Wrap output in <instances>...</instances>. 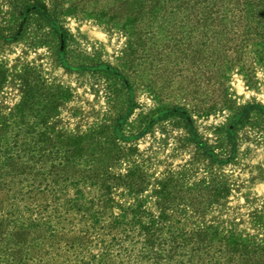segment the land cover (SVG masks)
Segmentation results:
<instances>
[{"label": "rangeland", "instance_id": "374dc122", "mask_svg": "<svg viewBox=\"0 0 264 264\" xmlns=\"http://www.w3.org/2000/svg\"><path fill=\"white\" fill-rule=\"evenodd\" d=\"M152 4L0 0V144L24 182L11 194L27 191L13 199V224L70 208L66 227L85 234L35 264H123L128 244L149 242L169 264H198L204 242L218 255L231 238L264 248V124L252 114L233 158L227 137L239 108L264 105V47L243 41L202 64L198 18L155 26ZM183 114L224 164L201 156ZM62 160L90 169L54 167Z\"/></svg>", "mask_w": 264, "mask_h": 264}, {"label": "trees", "instance_id": "16d2710c", "mask_svg": "<svg viewBox=\"0 0 264 264\" xmlns=\"http://www.w3.org/2000/svg\"><path fill=\"white\" fill-rule=\"evenodd\" d=\"M178 2L180 0H153L154 24L157 26L156 23L159 24L163 19H167V16L171 18V15L174 17L183 13L198 18V31L202 36L203 43L202 49L198 53L202 64L213 59H217L218 64H221L227 52L235 46L237 51V47H240L243 41L244 45L256 43V45L264 47V0H181V5ZM35 5L38 8L37 11H41L43 14L48 13V8L44 3L36 1ZM57 32L62 38L66 37V31L62 26L57 27ZM98 67L116 78L121 77L117 70L108 64H101ZM254 113L259 115L264 124V105L250 102L234 113V117L228 125V147L232 158L237 150V132L245 126V123L247 124ZM181 116L184 118L185 127L190 135V142L198 146L201 156L210 159L213 163L224 164L225 160L215 153L214 148L195 129L193 120L185 114ZM127 117L128 115L123 120L125 121ZM162 117H166V114ZM6 148V145L0 144V155L4 154V161H2L3 157H0V171L1 175H4V179L2 177L0 181V264H35L34 262L37 260L39 263L43 261L46 255L52 262L58 261V258L63 254L62 251L69 250L70 252V249H77V245L82 244L85 234L66 227L65 223L70 218L68 216H71L70 208L64 212L56 209L54 213L50 212L48 217L37 219L27 227L13 224L14 214L11 211L13 205H16L13 203V199L15 200V197L19 199L20 196L23 200L27 191H20L19 186L24 183L20 175L17 174L18 178L14 179L17 168H14L13 174L11 169L13 170L14 161L10 160V157L5 160V155H10ZM68 161L62 160L54 167L78 168L81 173L90 169V167L83 169V165L78 162L69 165ZM17 165L18 162L15 166ZM14 187L20 188L17 193L19 196L11 194ZM31 195L34 196L30 197L42 201L41 203L45 202L47 205L52 203L51 199L54 194H38V197H35L37 194H33L32 191ZM45 210L49 211L47 208ZM117 238L114 240H117V245L122 247ZM223 246L226 248L225 252L220 249V255H218L212 250L214 245L210 242L199 243L198 264H264V248L261 245L249 244L231 238ZM135 249L134 246L128 244V247L122 250L126 251L128 257L123 264H164V262L169 264L173 261V258L161 256V252L158 251L161 248L156 247L153 242L144 243L137 251ZM106 264H115V261L110 258L106 260Z\"/></svg>", "mask_w": 264, "mask_h": 264}]
</instances>
